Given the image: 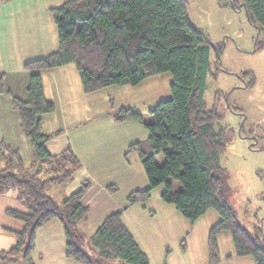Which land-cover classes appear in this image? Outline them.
I'll use <instances>...</instances> for the list:
<instances>
[{
	"label": "trees",
	"instance_id": "trees-1",
	"mask_svg": "<svg viewBox=\"0 0 264 264\" xmlns=\"http://www.w3.org/2000/svg\"><path fill=\"white\" fill-rule=\"evenodd\" d=\"M231 1L241 5L250 23L264 31V0ZM49 12L57 28L58 49L24 65L30 71L27 99L10 97L29 141L32 161L26 164L17 148L0 143V195L16 189V199L27 209L6 210L24 228L15 233L12 248L0 251V264L19 256L23 264H34L36 231L51 219L62 225L67 258L82 264H150L122 222L126 207L107 215L93 235L79 231L77 224L89 210L81 202L89 181L61 202L47 192L50 184L71 180L82 166L70 147L51 154L45 143L52 135L40 127L42 115L55 111V103L44 95L41 72L69 63L78 71L86 93L172 73L171 97L149 111L150 122H143L140 113L126 107L114 115L118 122H142L148 130L146 141L128 146V152L137 153L148 186L131 192L127 206L145 202L154 188L163 185L161 200L174 205L190 222L208 209L220 216L208 233L209 264L220 260L217 235L222 231L230 232L237 256H251L254 264H264L261 232L251 234L241 226L226 199L220 165V154L226 149L224 131L215 129V121L222 116L206 108L204 100L211 45L206 34L189 21L186 0H67ZM157 155L163 156L160 164ZM172 181L180 188L174 189ZM109 188L116 190L113 185ZM180 247L185 250L184 240Z\"/></svg>",
	"mask_w": 264,
	"mask_h": 264
},
{
	"label": "rangeland",
	"instance_id": "rangeland-1",
	"mask_svg": "<svg viewBox=\"0 0 264 264\" xmlns=\"http://www.w3.org/2000/svg\"><path fill=\"white\" fill-rule=\"evenodd\" d=\"M186 2L189 21L206 34L211 45V72L206 79L204 100L206 108L215 109L222 116L215 121V129L222 128L224 131L226 149L220 154V165L226 199L239 224L251 234L261 232L264 242V31L251 24L245 9L231 0ZM67 80L77 90L80 79L75 70L67 74ZM172 82V73L163 72L146 77L136 85L108 86L101 92L89 93L88 98L81 100L77 115L66 117L68 127L61 129L62 133L68 130L71 140L76 137V145L87 140H90L88 143H98L87 146L82 154L91 157L100 150V154L104 155L106 167L115 171L108 183L115 184V188L117 186L112 191L117 193V198L124 199L123 177L125 180L136 178L137 184L141 178L148 183L137 153L128 152L130 144L147 140L148 130L142 122H118L114 115L119 108L126 107L140 113L143 122H150L149 111L158 102L171 97ZM15 86L19 88V85ZM50 94L53 95L52 92ZM1 99L0 108H4L6 106ZM63 102H66L64 97ZM85 103L87 106H84ZM5 118L9 120L8 116ZM53 124L59 126L55 120ZM1 136L9 138L19 148L26 164L32 161L28 139L24 134L21 136L13 132L11 126L5 128L3 117L0 121ZM100 143L106 147H102L103 144L100 146ZM155 159L160 164L163 156L157 155ZM172 182L174 189L180 188L177 181ZM162 188L164 186L160 185L153 189L155 194L150 203L154 198L160 201L156 193ZM47 192L51 195V187ZM16 194L17 190L11 189L8 192L9 201L16 199ZM58 196L55 195V199L61 202L62 197ZM161 214L158 211L154 219L159 220ZM150 219L152 217L147 216L146 222ZM18 258L21 261V256Z\"/></svg>",
	"mask_w": 264,
	"mask_h": 264
},
{
	"label": "crops",
	"instance_id": "crops-1",
	"mask_svg": "<svg viewBox=\"0 0 264 264\" xmlns=\"http://www.w3.org/2000/svg\"><path fill=\"white\" fill-rule=\"evenodd\" d=\"M65 1L67 0H0V100L3 98L6 106L0 108V121L3 117L5 128L11 126L12 131L21 136L24 133L19 123L18 114L11 106L10 97L13 95L26 100V87L30 71L26 70L24 65L58 49L57 28L49 8L61 6ZM74 70L80 79L79 73L72 63L41 72L44 95L55 103L54 112L42 115L41 131L44 134L52 135L45 143V147L51 154H58L70 147L82 164L71 180L65 184H57L58 187L50 184L47 189L51 187V195L55 198V195L58 194V197L63 199L78 191L81 183L87 180L90 182V187L82 196L81 202L89 210L86 217L77 224L79 231L87 237L95 233L107 215L126 207L122 212V222L135 238L139 247L147 254L150 264H209L208 233L210 228L220 220V216L215 210L208 209L192 223L177 211L174 205L161 200L160 194L164 188L156 193L160 201L154 198L153 203H150L155 194V190H153L145 202L127 206L128 195L133 191L147 188V181L141 178V182L137 184L136 178L128 177L126 180L124 177L121 178L125 185L124 199L117 198V193L112 192L109 188L110 183H108L109 177L115 171L106 167L104 155L100 154V150L91 157H85L82 154L87 150V146H95L94 144L98 143H88L90 140H87L85 143L76 145V137L71 140L67 129V132L63 130L65 134L62 133L61 129L68 127L66 117L77 115L76 111L81 100L89 96V93L84 91L81 79L77 81V90L67 80V74L74 73ZM15 85H19V88ZM103 89L95 91L94 94ZM63 97L66 102L62 103ZM86 104L84 106H87ZM6 116L9 117L8 121ZM53 120L59 122V126L53 124ZM1 132L8 134L5 131ZM56 132L59 133L56 134ZM81 134L83 135L84 132ZM2 141L18 148L10 142L9 138L1 136L0 143ZM102 144L100 143V146ZM102 147L106 146L103 144ZM118 159L120 163L119 156ZM9 208L23 212L27 210L23 204L19 205L16 199L12 198L9 201L8 193L0 195V251H8L12 248L17 241L15 233L24 228L22 221L6 214V210ZM158 211H161L162 214L159 216V220H155ZM147 216L152 219L146 222ZM182 240L185 243V250L180 247ZM65 241L60 221L58 219L48 221L36 231L35 250L31 256L33 263L82 264L65 256ZM217 246L220 256L217 264H254L251 256L235 254L229 231H222L217 235ZM6 264H23V261L17 257Z\"/></svg>",
	"mask_w": 264,
	"mask_h": 264
},
{
	"label": "water",
	"instance_id": "water-1",
	"mask_svg": "<svg viewBox=\"0 0 264 264\" xmlns=\"http://www.w3.org/2000/svg\"><path fill=\"white\" fill-rule=\"evenodd\" d=\"M239 7H241V5H239Z\"/></svg>",
	"mask_w": 264,
	"mask_h": 264
}]
</instances>
